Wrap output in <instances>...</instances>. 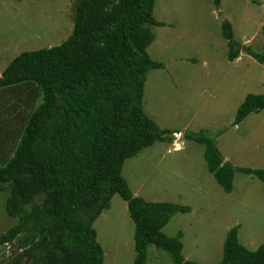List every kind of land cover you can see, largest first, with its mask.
Masks as SVG:
<instances>
[{
  "label": "trees",
  "instance_id": "obj_1",
  "mask_svg": "<svg viewBox=\"0 0 264 264\" xmlns=\"http://www.w3.org/2000/svg\"><path fill=\"white\" fill-rule=\"evenodd\" d=\"M156 0H79L73 30L59 45L25 51L0 75V90L32 84L34 105L13 157L0 166V185L9 189L5 211L18 223L0 234V264H104L94 222L118 194L135 224L133 264H146L148 246L166 251L174 264H199L183 255V232H163L173 214L191 207L152 202L133 194L122 174L125 161L156 142H171L143 108L147 74L164 69L148 47L155 35L148 26H165L154 17ZM217 7L221 0H214ZM264 32V23L262 24ZM221 32L228 60L243 45L230 21ZM246 53L264 63L250 47ZM264 109V95L249 93L234 125ZM186 139L204 145L208 171L231 193L235 173L264 184V169L235 167L206 131ZM5 244L9 250H5ZM217 264H264V243L256 250L239 239V225L224 240Z\"/></svg>",
  "mask_w": 264,
  "mask_h": 264
},
{
  "label": "rangeland",
  "instance_id": "obj_2",
  "mask_svg": "<svg viewBox=\"0 0 264 264\" xmlns=\"http://www.w3.org/2000/svg\"><path fill=\"white\" fill-rule=\"evenodd\" d=\"M78 2L0 0V41L9 43L0 75L22 52L66 40ZM154 17L165 26H148L155 35L148 53L165 68L147 74L143 108L159 128L177 133L171 142H156L127 159L122 174L136 196L190 206L189 213L173 214L163 232H183L186 259L217 264L227 232L239 223L245 247L256 250L264 243V184L252 175L235 173L234 189L226 193L208 171L204 145L185 134L204 130L233 166L264 169V109L234 125L245 96L264 95V63L246 53L250 47L264 56V0H221L219 7L214 0H156ZM224 20L231 22L235 39L244 47L235 61L228 60L221 32ZM35 93L28 83L0 90V157L12 156L27 115L39 104L33 101ZM176 142H183L182 149H175ZM8 191L0 185V234L18 223L5 211ZM94 228L104 264L134 263L135 224L118 194ZM146 264L174 262L151 244Z\"/></svg>",
  "mask_w": 264,
  "mask_h": 264
},
{
  "label": "crops",
  "instance_id": "obj_3",
  "mask_svg": "<svg viewBox=\"0 0 264 264\" xmlns=\"http://www.w3.org/2000/svg\"><path fill=\"white\" fill-rule=\"evenodd\" d=\"M8 51H9V43H7V44H4V43H2L1 41H0V67H1V62L3 61V56H5V55H7L8 54ZM25 52V51H24ZM242 56V55H241ZM3 57V58H2ZM17 57V56H16ZM238 58H240V56L238 57ZM237 58V59H238ZM12 62V61H11ZM10 62V63H11ZM9 63V64H10ZM8 64V65H9ZM7 65V66H8ZM6 66V67H7ZM6 67L4 68V70L6 69ZM4 70H3V72H4ZM2 72V73H3ZM1 73V74H2ZM5 89H9V88H5ZM9 155V154H8ZM13 157V154H12V156H5V157H0V166L4 163V162H6L9 158H12ZM234 189V188H233ZM8 194H9V192H8ZM241 226H242V224L241 223H239V232H240V228H241Z\"/></svg>",
  "mask_w": 264,
  "mask_h": 264
},
{
  "label": "built area",
  "instance_id": "obj_4",
  "mask_svg": "<svg viewBox=\"0 0 264 264\" xmlns=\"http://www.w3.org/2000/svg\"><path fill=\"white\" fill-rule=\"evenodd\" d=\"M175 146H176V148H175L176 150L182 149L183 142H181V143L176 142L175 143ZM4 246L6 247L5 250L8 251L9 250V245L8 244H5ZM0 249H1V246H0Z\"/></svg>",
  "mask_w": 264,
  "mask_h": 264
},
{
  "label": "water",
  "instance_id": "obj_5",
  "mask_svg": "<svg viewBox=\"0 0 264 264\" xmlns=\"http://www.w3.org/2000/svg\"><path fill=\"white\" fill-rule=\"evenodd\" d=\"M243 49H244V47H243Z\"/></svg>",
  "mask_w": 264,
  "mask_h": 264
}]
</instances>
